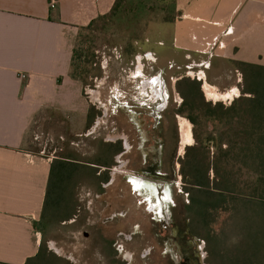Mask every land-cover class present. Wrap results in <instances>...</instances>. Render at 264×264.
I'll return each instance as SVG.
<instances>
[{"label": "rangeland", "instance_id": "1", "mask_svg": "<svg viewBox=\"0 0 264 264\" xmlns=\"http://www.w3.org/2000/svg\"><path fill=\"white\" fill-rule=\"evenodd\" d=\"M178 16L174 0H123L109 16L81 31L70 75L83 87L82 97L89 106L87 119L41 115L26 137L27 150H41L53 159L72 156L89 168L76 172L72 218L46 230L48 251L62 260L57 264H183L179 256L183 250L194 256L192 248L198 239L187 228L188 198L180 166L185 152L196 145L195 134L203 137L212 126L195 127L187 112L180 113L182 99L176 83L182 78H199L205 102L225 105L238 96L236 88L241 95L244 85L243 80L237 83L234 65L222 59L209 70L206 64L194 67L182 59L181 51L172 47L168 25ZM158 77L168 105L157 128L152 129L151 111L157 112L161 102L147 103L151 89L145 82ZM206 86L224 97H208ZM183 124L189 132L188 143H183ZM145 134L161 139L158 154H153L149 147L153 142ZM110 144L120 147L114 157ZM131 177L157 188L165 184L166 199L165 193L159 199L156 192L147 201L146 193L133 186ZM156 200L164 205L160 207ZM245 227L237 215L221 210L211 228L225 251L238 241ZM198 244L202 246L200 240ZM201 263L208 264L206 259Z\"/></svg>", "mask_w": 264, "mask_h": 264}, {"label": "crops", "instance_id": "2", "mask_svg": "<svg viewBox=\"0 0 264 264\" xmlns=\"http://www.w3.org/2000/svg\"><path fill=\"white\" fill-rule=\"evenodd\" d=\"M115 1L0 0V264H26L41 245L48 250L38 225L53 157L25 149V140L41 115L87 119L83 87L69 76L73 48L79 31L107 17ZM174 5L171 42L184 61L209 70L222 59L239 84L236 62L264 67V0Z\"/></svg>", "mask_w": 264, "mask_h": 264}, {"label": "trees", "instance_id": "3", "mask_svg": "<svg viewBox=\"0 0 264 264\" xmlns=\"http://www.w3.org/2000/svg\"><path fill=\"white\" fill-rule=\"evenodd\" d=\"M122 1H115L111 13ZM73 59L74 48L71 66ZM235 65L244 86L229 105L205 102L197 80L182 78L176 83L182 99L180 113L187 112V119L195 127L212 126L203 137L195 134L196 145L185 152L181 161L180 175L188 198L187 228L204 242L208 264H264V67L242 62ZM69 76L74 79L70 72ZM109 146L112 157L120 152L119 146ZM85 167L72 156L52 160L38 225L43 235L49 226L72 218L76 172L89 170ZM221 210L237 215L246 226L238 241L225 251L211 228ZM58 262L62 260L41 245L26 264Z\"/></svg>", "mask_w": 264, "mask_h": 264}, {"label": "flooded vegetation", "instance_id": "4", "mask_svg": "<svg viewBox=\"0 0 264 264\" xmlns=\"http://www.w3.org/2000/svg\"><path fill=\"white\" fill-rule=\"evenodd\" d=\"M157 79V80H156ZM159 77L158 78H155V80L152 79V81L150 82H145L146 83V87L150 88V96H151V99H146L147 103L149 102L151 104V102H161V105L157 108V112L156 110L154 111H151V119L152 121L154 122V124H152V129H155L157 128L158 126V123L161 119V115L162 113L165 112V110L167 109V105H168V95L164 93V87L162 86V88L159 86ZM159 86V87H158ZM160 90H159V89ZM146 105V103H144ZM144 123L143 122H140V126H143ZM147 133H150L149 130H147ZM149 137V139L153 142V144H151L149 147L152 148V152L153 154H158L160 151H161V139L158 138V137H155V136H152V135H149V134H145L144 137L145 139L147 140L146 137ZM183 143H188V142H183ZM124 148H121V151H123ZM154 174L156 176H159L160 174L159 173H156V171H154ZM133 186L136 188V189H140L141 190H144V192L146 193V200L147 201H151V197L152 196H155L156 195V189L157 187L152 185V184H149V183H146V182H142V179L140 178H135V177H131L130 178ZM166 192L168 193V188L167 186L164 187V193H165V198L164 200L166 199ZM157 202V200H156ZM157 204L162 207L164 204H159L157 202ZM154 206V204H153ZM195 239V238H194ZM197 241V240H195ZM194 241V242H195ZM199 240L197 241L196 243V246H194L192 249L194 251V256H191L189 255V253H187L186 251H182V253H180V258H181V263L183 264H204V263H201L204 259H206V253L203 251L204 250V243L201 241L202 243V246H200V244H198ZM191 245L193 244V242H191ZM179 254V253H178ZM204 254V255H203ZM193 255V254H192ZM203 255V256H202ZM194 257V259H193ZM191 258V259H190Z\"/></svg>", "mask_w": 264, "mask_h": 264}, {"label": "bare ground", "instance_id": "5", "mask_svg": "<svg viewBox=\"0 0 264 264\" xmlns=\"http://www.w3.org/2000/svg\"><path fill=\"white\" fill-rule=\"evenodd\" d=\"M197 80H199V78ZM205 91H206L207 96L213 98L214 100L221 99V98L224 97V96L220 97L217 93H214L212 88H209L207 86L205 87ZM228 96H229V94L226 95L225 97H228ZM181 130H182V133H183V138H182L183 142H187L189 140V138H190L189 137V132H188V129H187V125L186 124L181 125Z\"/></svg>", "mask_w": 264, "mask_h": 264}, {"label": "water", "instance_id": "6", "mask_svg": "<svg viewBox=\"0 0 264 264\" xmlns=\"http://www.w3.org/2000/svg\"><path fill=\"white\" fill-rule=\"evenodd\" d=\"M164 187H165V184L161 183L160 188L156 189V191L158 192V195H159V197H158L159 199H161V196H163V194H164ZM161 190H162V192H161Z\"/></svg>", "mask_w": 264, "mask_h": 264}, {"label": "built area", "instance_id": "7", "mask_svg": "<svg viewBox=\"0 0 264 264\" xmlns=\"http://www.w3.org/2000/svg\"><path fill=\"white\" fill-rule=\"evenodd\" d=\"M196 78H198L197 76H196ZM215 103V102H214ZM230 104V102H228V105Z\"/></svg>", "mask_w": 264, "mask_h": 264}]
</instances>
